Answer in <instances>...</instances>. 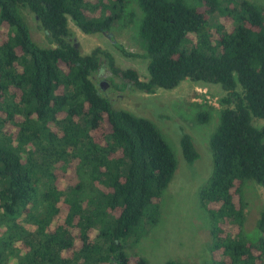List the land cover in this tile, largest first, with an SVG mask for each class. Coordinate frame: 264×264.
Wrapping results in <instances>:
<instances>
[{
    "label": "trees",
    "instance_id": "trees-1",
    "mask_svg": "<svg viewBox=\"0 0 264 264\" xmlns=\"http://www.w3.org/2000/svg\"><path fill=\"white\" fill-rule=\"evenodd\" d=\"M127 1L0 0V264H148L127 254L126 239L139 238L147 218L155 222L175 155L150 119L115 108L97 87L92 76L103 61L120 90L219 84L213 169L199 191L211 221L205 264H264V208L250 239L241 193L245 180L264 188V5L136 0L142 80L101 47L83 53L70 39L69 19L86 34L106 33ZM21 6L49 46L33 40ZM196 119L209 115L201 110ZM179 145L187 162L198 158L189 133Z\"/></svg>",
    "mask_w": 264,
    "mask_h": 264
},
{
    "label": "rangeland",
    "instance_id": "rangeland-1",
    "mask_svg": "<svg viewBox=\"0 0 264 264\" xmlns=\"http://www.w3.org/2000/svg\"><path fill=\"white\" fill-rule=\"evenodd\" d=\"M184 1L188 5L199 4L198 0ZM252 1L264 5V0ZM20 11L29 25L33 40L40 46H49L37 17L26 7L21 6ZM141 17L142 11L136 0H128L121 18L106 33L86 34L69 19L70 39L83 53H89L96 46L101 47L111 53L117 66L133 68L145 80L148 77L147 60L142 56L144 49L138 37ZM216 20L217 16L213 18V21ZM117 43L132 55H124L116 47ZM92 79L97 87L103 83V87L99 88L115 108H124L150 119L170 145L176 160L174 174L161 193L155 222L150 223L147 218L141 236L126 239L125 251L129 255L145 257L148 264H165L167 260L181 264H205L209 260L211 221L200 201L199 191L212 174L209 138L218 124V101L224 91L219 84L204 85L190 79L183 80L172 89L159 88L155 93L129 88L120 90L114 83L121 80L111 72L106 61L102 62ZM201 110L209 115L205 123L196 119ZM254 124L260 126L263 120L254 119ZM184 132L191 135L198 152V158L193 162H187L182 156L179 139ZM241 190L244 201L242 229L254 240L258 237L256 222L264 208V188L253 180H245Z\"/></svg>",
    "mask_w": 264,
    "mask_h": 264
},
{
    "label": "flooded vegetation",
    "instance_id": "flooded-vegetation-1",
    "mask_svg": "<svg viewBox=\"0 0 264 264\" xmlns=\"http://www.w3.org/2000/svg\"><path fill=\"white\" fill-rule=\"evenodd\" d=\"M100 86L103 87V83L102 82L100 83Z\"/></svg>",
    "mask_w": 264,
    "mask_h": 264
}]
</instances>
